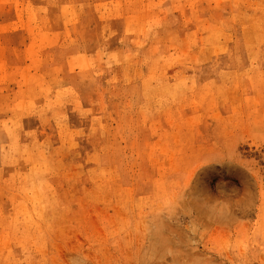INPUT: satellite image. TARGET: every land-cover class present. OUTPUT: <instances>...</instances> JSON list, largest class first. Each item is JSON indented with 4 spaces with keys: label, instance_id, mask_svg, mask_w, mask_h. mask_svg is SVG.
Listing matches in <instances>:
<instances>
[{
    "label": "rangeland",
    "instance_id": "374dc122",
    "mask_svg": "<svg viewBox=\"0 0 264 264\" xmlns=\"http://www.w3.org/2000/svg\"><path fill=\"white\" fill-rule=\"evenodd\" d=\"M0 264H264V0H0Z\"/></svg>",
    "mask_w": 264,
    "mask_h": 264
}]
</instances>
